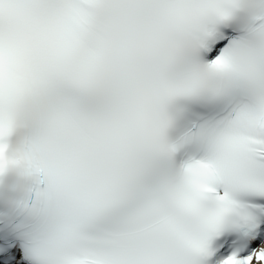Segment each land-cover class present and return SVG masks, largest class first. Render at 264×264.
<instances>
[{
    "label": "snow or ice",
    "instance_id": "snow-or-ice-1",
    "mask_svg": "<svg viewBox=\"0 0 264 264\" xmlns=\"http://www.w3.org/2000/svg\"><path fill=\"white\" fill-rule=\"evenodd\" d=\"M0 264H264V0H0Z\"/></svg>",
    "mask_w": 264,
    "mask_h": 264
}]
</instances>
